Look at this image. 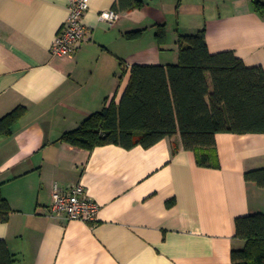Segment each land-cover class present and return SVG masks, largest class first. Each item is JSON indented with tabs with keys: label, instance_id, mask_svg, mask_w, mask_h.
<instances>
[{
	"label": "crops",
	"instance_id": "obj_1",
	"mask_svg": "<svg viewBox=\"0 0 264 264\" xmlns=\"http://www.w3.org/2000/svg\"><path fill=\"white\" fill-rule=\"evenodd\" d=\"M117 1L89 0L84 37L54 57L69 0H0V118L25 109L0 137V191L12 211L0 239L15 264H231L244 245L235 219L264 214V190L244 180L264 167V134H217V169L198 166L178 135L128 150L58 140L118 105L133 65L177 64L179 35L205 29L211 54L264 70V13L254 7L264 0H134L143 4L134 10ZM112 9L113 24L98 18ZM55 184H81L98 204L95 223L54 215Z\"/></svg>",
	"mask_w": 264,
	"mask_h": 264
},
{
	"label": "trees",
	"instance_id": "obj_2",
	"mask_svg": "<svg viewBox=\"0 0 264 264\" xmlns=\"http://www.w3.org/2000/svg\"><path fill=\"white\" fill-rule=\"evenodd\" d=\"M142 6L134 0L116 3L123 10ZM254 7L264 13L259 2H254ZM155 37L161 46L163 26H158ZM176 46L177 64L133 65L119 104L105 105L58 141L88 151L105 145L128 150L149 148L178 135L182 148L194 153L198 166L217 169V134H264V70L246 67L232 52L211 54L205 29L179 35ZM24 113L25 109L18 107L1 117L0 137L10 136L12 126ZM244 180L264 190V167L245 172ZM11 212L0 191V224L8 222ZM234 224L235 238L244 245L231 251V264H264V214L241 216ZM15 262L6 241L0 239V264Z\"/></svg>",
	"mask_w": 264,
	"mask_h": 264
},
{
	"label": "built area",
	"instance_id": "obj_3",
	"mask_svg": "<svg viewBox=\"0 0 264 264\" xmlns=\"http://www.w3.org/2000/svg\"><path fill=\"white\" fill-rule=\"evenodd\" d=\"M89 0H69L68 17L60 28L50 53L54 57H67L72 53L74 44L85 35L83 18L88 11ZM119 17L114 10L104 11L98 18L113 24ZM51 212L56 216H65L68 220L94 224L98 212V204L85 192L79 184L67 189H60L56 184L51 193Z\"/></svg>",
	"mask_w": 264,
	"mask_h": 264
}]
</instances>
